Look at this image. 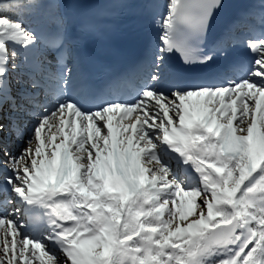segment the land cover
Wrapping results in <instances>:
<instances>
[{
	"label": "snow or ice",
	"instance_id": "6c2138e0",
	"mask_svg": "<svg viewBox=\"0 0 264 264\" xmlns=\"http://www.w3.org/2000/svg\"><path fill=\"white\" fill-rule=\"evenodd\" d=\"M257 10L0 0V264H264Z\"/></svg>",
	"mask_w": 264,
	"mask_h": 264
}]
</instances>
